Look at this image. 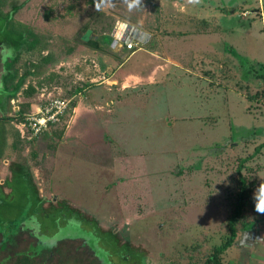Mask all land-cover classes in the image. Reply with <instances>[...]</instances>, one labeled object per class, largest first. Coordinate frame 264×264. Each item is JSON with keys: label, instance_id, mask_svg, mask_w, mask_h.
<instances>
[{"label": "rangeland", "instance_id": "rangeland-1", "mask_svg": "<svg viewBox=\"0 0 264 264\" xmlns=\"http://www.w3.org/2000/svg\"><path fill=\"white\" fill-rule=\"evenodd\" d=\"M142 3L0 0V264H264V0ZM117 21L141 48L86 43Z\"/></svg>", "mask_w": 264, "mask_h": 264}, {"label": "trees", "instance_id": "trees-1", "mask_svg": "<svg viewBox=\"0 0 264 264\" xmlns=\"http://www.w3.org/2000/svg\"><path fill=\"white\" fill-rule=\"evenodd\" d=\"M5 23L13 33L19 35L21 38H25V39L30 38V41H28L29 42L28 49L36 48L35 43H38V39L34 35L33 31L31 30V28L28 25H26L20 21H15L11 16H8L5 18ZM111 40H112V37L108 33V34L102 35L100 38L91 39L86 43L93 45L96 48H102V47L110 44ZM11 56L12 55L7 56L3 62L5 75L3 76V81L0 83V95L8 93L9 81H11L13 79V77L15 76V74H17V71H18L13 66L14 61L17 60V54H15V56L12 58H11ZM256 151H257V148H256L255 152ZM241 165H242V163H240L239 167L237 168V172L239 173L240 189L237 193V201H236L235 208H234L232 214L230 215V217L228 219L229 234L222 244L215 247L214 254L210 257L209 260H212V259L215 260L216 258H214V257L217 254H219L220 252L224 251L225 248L228 247L233 242L234 238L236 237L235 219L240 215L242 204L244 203V201H246V199L248 197V189H247V186L245 184V179H244V176L241 175V173H240ZM87 241H89V239H87ZM5 245H6L5 243H2L1 247L4 248ZM32 248H34V247H29V250H31ZM26 251L22 252L20 257L18 258V261L22 264H32V261H29L30 256L28 255V252H26ZM44 251H45V253H43V255H44L43 259L45 261H47L48 259H50V253L47 252V254H46V250H44ZM99 259H101L102 262L104 263L102 255L99 257ZM53 262L55 264V261H52L51 264H53Z\"/></svg>", "mask_w": 264, "mask_h": 264}, {"label": "built area", "instance_id": "built-area-1", "mask_svg": "<svg viewBox=\"0 0 264 264\" xmlns=\"http://www.w3.org/2000/svg\"><path fill=\"white\" fill-rule=\"evenodd\" d=\"M110 35L112 37L110 44L114 47L118 46L123 49H128L130 51H135L141 48L140 44H138V35L136 33V28L127 24L126 22L117 21ZM50 118H51L50 115H47V117H41L38 120V123L42 124L43 122H46Z\"/></svg>", "mask_w": 264, "mask_h": 264}, {"label": "clouds", "instance_id": "clouds-1", "mask_svg": "<svg viewBox=\"0 0 264 264\" xmlns=\"http://www.w3.org/2000/svg\"><path fill=\"white\" fill-rule=\"evenodd\" d=\"M123 2L127 5V9L129 12L144 9L142 0H123ZM202 3V0H187L188 5H199ZM95 4V0H94ZM100 10V9H96ZM183 10V9H182ZM150 37V34L145 32L143 39H147ZM252 199L254 200V210L258 214H264V183H260L259 186L253 192Z\"/></svg>", "mask_w": 264, "mask_h": 264}, {"label": "water", "instance_id": "water-1", "mask_svg": "<svg viewBox=\"0 0 264 264\" xmlns=\"http://www.w3.org/2000/svg\"><path fill=\"white\" fill-rule=\"evenodd\" d=\"M90 33H91V30H87L86 33L83 35V39L87 40L89 38Z\"/></svg>", "mask_w": 264, "mask_h": 264}, {"label": "crops", "instance_id": "crops-1", "mask_svg": "<svg viewBox=\"0 0 264 264\" xmlns=\"http://www.w3.org/2000/svg\"><path fill=\"white\" fill-rule=\"evenodd\" d=\"M2 167V166H1ZM2 169V168H1ZM3 188V187H2ZM6 244V243H5ZM1 246H2V244H1ZM6 246V245H5ZM2 248V247H1ZM5 248V247H4Z\"/></svg>", "mask_w": 264, "mask_h": 264}]
</instances>
